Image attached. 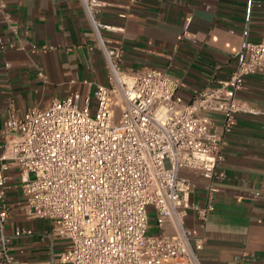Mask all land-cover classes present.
Here are the masks:
<instances>
[{"label": "built area", "instance_id": "built-area-1", "mask_svg": "<svg viewBox=\"0 0 264 264\" xmlns=\"http://www.w3.org/2000/svg\"><path fill=\"white\" fill-rule=\"evenodd\" d=\"M83 7L109 83L95 87L94 109L90 98L78 108L68 96L22 118L9 113L0 156V264H27L12 256L6 233L11 166L19 170L26 217L50 220L52 239L66 245L59 264H202L197 251L203 240L186 225L190 176L224 177L218 167L225 134L237 114L257 112L238 94L248 76L264 72V33L259 42L245 43L228 80L186 102L178 94L180 81L167 71L125 70L123 50L103 35L115 28L95 19L101 2L83 0ZM6 9L0 0L17 33ZM217 192L210 183L205 206L196 209L200 222L207 221ZM151 210L163 235H149Z\"/></svg>", "mask_w": 264, "mask_h": 264}, {"label": "crops", "instance_id": "crops-1", "mask_svg": "<svg viewBox=\"0 0 264 264\" xmlns=\"http://www.w3.org/2000/svg\"><path fill=\"white\" fill-rule=\"evenodd\" d=\"M3 1L17 33L0 11V44L7 46L0 50V156L10 112L22 118L68 96L83 108L97 85L109 83L83 0ZM98 1L95 19L115 28L103 35L123 50V68L167 71L180 81L178 94L186 102L228 80L245 43L259 42L264 33V0ZM238 96L257 112L237 114L225 134L218 167L224 177L211 182L190 176L194 193L186 225L203 240L197 251L202 264H264V72L248 76ZM6 175L12 256L27 264H59L65 243L52 239L50 220L26 217L16 187L19 170L11 166ZM210 183L218 192L202 223L196 209L205 206Z\"/></svg>", "mask_w": 264, "mask_h": 264}, {"label": "rangeland", "instance_id": "rangeland-1", "mask_svg": "<svg viewBox=\"0 0 264 264\" xmlns=\"http://www.w3.org/2000/svg\"><path fill=\"white\" fill-rule=\"evenodd\" d=\"M149 227V235L151 236H159L164 234V232L157 228L156 215L152 210L149 212Z\"/></svg>", "mask_w": 264, "mask_h": 264}]
</instances>
